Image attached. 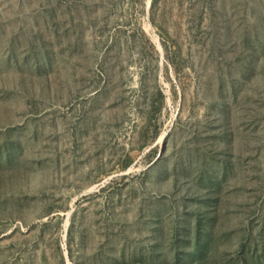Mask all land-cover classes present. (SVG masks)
Listing matches in <instances>:
<instances>
[{"label":"rangeland","instance_id":"obj_1","mask_svg":"<svg viewBox=\"0 0 264 264\" xmlns=\"http://www.w3.org/2000/svg\"><path fill=\"white\" fill-rule=\"evenodd\" d=\"M262 234L264 0H0V264H241Z\"/></svg>","mask_w":264,"mask_h":264},{"label":"trees","instance_id":"obj_2","mask_svg":"<svg viewBox=\"0 0 264 264\" xmlns=\"http://www.w3.org/2000/svg\"><path fill=\"white\" fill-rule=\"evenodd\" d=\"M212 227V226H211ZM213 241L212 229L205 224L203 227L200 226L198 229V237L194 242V247L191 251L187 253V257H190L192 260H198L204 257L207 254V251L210 249V246ZM250 237L244 236L241 245L238 257L242 261L241 264H264V235L262 234V244L255 241V246L252 248H247ZM259 245L262 246V249L259 250Z\"/></svg>","mask_w":264,"mask_h":264}]
</instances>
